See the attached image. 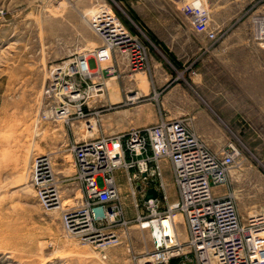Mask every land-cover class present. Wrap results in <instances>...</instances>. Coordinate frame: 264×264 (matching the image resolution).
<instances>
[{
	"label": "rangeland",
	"instance_id": "obj_1",
	"mask_svg": "<svg viewBox=\"0 0 264 264\" xmlns=\"http://www.w3.org/2000/svg\"><path fill=\"white\" fill-rule=\"evenodd\" d=\"M194 1L0 0V264H147L144 261H150L154 252L152 229L147 222H138L121 173L120 198L111 204L117 216L110 223L93 225L112 234V242L99 246L68 228L69 213L92 208L83 194L72 147L165 119L184 120L213 154L220 155L224 145L234 143L239 160L228 182L215 193L232 194L242 220L264 217V95L258 96L257 117L242 116L243 100L250 97L238 86L242 72L235 73L233 86L226 91L229 82L225 77L220 81L218 63L210 62L208 51L176 48L185 40L172 39L174 31L205 34L194 27L188 13ZM202 2L212 25L221 26L220 38L212 46L238 29L255 41L252 18L263 0ZM102 23L131 34L146 47L142 70H134L129 56L118 51L109 59L93 56L103 46L94 25ZM257 45L264 52V46ZM83 56H88L94 74L85 80L67 78L79 85L83 100L48 98L54 71ZM259 71L261 88L264 54ZM109 80H115L114 95L107 87ZM220 96L230 100L221 104L227 113L209 101ZM172 97L182 98L183 105L170 107ZM54 101L68 107L65 122L50 118ZM130 107L146 112L125 120L121 116ZM41 159L52 164L46 176L38 166ZM163 170L170 180V169ZM44 177L60 193V204L45 199ZM168 191L172 202L177 201L172 183Z\"/></svg>",
	"mask_w": 264,
	"mask_h": 264
},
{
	"label": "built area",
	"instance_id": "obj_2",
	"mask_svg": "<svg viewBox=\"0 0 264 264\" xmlns=\"http://www.w3.org/2000/svg\"><path fill=\"white\" fill-rule=\"evenodd\" d=\"M188 13L195 28L203 30L212 43L218 41L220 29L212 25L202 0L194 1ZM252 24L254 39L264 46V0ZM94 28L103 46L93 51V56L104 60L118 51L129 56L134 70H142L148 52L141 42L107 23ZM88 65L83 56L56 69L47 97H65L68 102L83 100L79 85L67 78L79 76L85 80L91 75ZM50 114L52 120L61 121V117L68 118L69 109L54 101ZM72 152L83 194L92 202L91 209H81L86 218L75 220L93 230L94 237L90 236L88 242L99 246L112 242V234L93 225L110 223L117 216L111 204L120 198L116 176L121 173L138 222H147L152 229L154 252L147 264H264V217L253 215L242 220L233 195L215 193L228 182L239 160L240 151L234 143L227 144L220 155L213 154L184 120L165 119L144 129L81 142L72 147ZM164 162L171 165L178 195L175 202L165 182ZM150 190L157 197L146 200ZM176 213L185 220L187 234L183 240L175 224ZM68 217V228L73 231Z\"/></svg>",
	"mask_w": 264,
	"mask_h": 264
},
{
	"label": "crops",
	"instance_id": "obj_3",
	"mask_svg": "<svg viewBox=\"0 0 264 264\" xmlns=\"http://www.w3.org/2000/svg\"><path fill=\"white\" fill-rule=\"evenodd\" d=\"M221 26H219L220 29ZM172 39H181L185 41L177 42L176 48H181L182 50L192 51L199 50L204 52H209L210 62L216 64L218 63V70H220L219 78L220 81L225 77L229 83H225L226 91L228 88L232 87L233 84L230 82L235 81V76H239V72H242L243 76H239V85L243 90L242 94L245 96H250L249 99L244 98L245 106L243 107L242 116L247 118L257 117L256 113L258 112L259 107V95H264V84L260 88V79H259V58L260 54H264L262 50L259 49L257 42L252 38V35L249 32L238 29L232 31L230 34L223 37L217 45L212 46L211 41L208 39L206 34H201L195 30L188 31H174L171 33ZM172 46H175L173 43ZM237 74L235 75V73ZM235 86V85H234ZM134 101V100H133ZM210 102L219 103V109L223 113L222 103L230 102L229 98L223 99L219 98H210ZM184 100L181 98L172 97L170 101V107L179 108L183 105ZM135 107H130L125 109L123 112L122 118L131 119L133 117H140L146 112L144 109L140 108L135 111ZM174 113H178L177 110H172ZM192 113L193 117H196L198 114L195 111H188L189 114ZM179 115V114H176ZM225 116V114L223 115ZM134 121H131L133 124ZM130 123V125H132ZM121 124V122L119 123ZM120 129V128H119ZM227 145V144H226ZM224 145L222 149L226 146ZM221 149V150H222ZM168 167L170 169V180L165 177V182L169 186L171 183L175 187L174 178L172 174L171 165L168 162L163 163V168ZM117 182L120 185V176L117 175ZM177 231L183 236V239L187 234L186 224L184 217L182 215H176L174 217ZM185 224V226H184ZM186 232V233H184Z\"/></svg>",
	"mask_w": 264,
	"mask_h": 264
},
{
	"label": "bare ground",
	"instance_id": "obj_4",
	"mask_svg": "<svg viewBox=\"0 0 264 264\" xmlns=\"http://www.w3.org/2000/svg\"><path fill=\"white\" fill-rule=\"evenodd\" d=\"M85 58H88V56H84ZM89 66V65H88ZM89 68V74H94V73H92L91 71H90V67H88ZM86 71V70H85ZM94 72V71H93ZM95 74H96V72H95ZM115 80H109L108 82H107V87H108V89L111 91V93L114 95L115 93H117V90H116V92H115ZM138 96V95H137ZM99 97V96H98ZM102 97H104V96H102ZM119 98V97H118ZM137 98V97H136ZM120 99V98H119ZM135 99V98H134ZM68 108V107H67ZM72 110V109H71ZM62 118V120L60 121V122H65L66 120H67V117H61ZM96 125V124H95ZM94 125V128H96V126ZM91 132V131H90ZM88 133H89V131H88ZM89 134H91V133H89ZM94 134V133H93ZM92 135V134H91ZM51 163H50V161H49V163H48V160H46V159H41L40 161H39V167H40V169H41V171H42V173H43V175L42 176H46L45 174H47L46 172L49 170V169H51L50 167H51ZM47 178L46 177H44V182H43V184H42V188H43V195L45 196V199L47 200V202L49 203V204H51V205H54V204H60V201H61V196H60V193L58 192V190H55V189H53V187L51 186V184L49 183V182H47V180H46ZM82 211H78V212H73L72 211V213H69L68 214V220H70V223H71V227L73 228V231H75V232H79L80 233V235L84 238H86L85 240L86 241H89L91 238H90V236L91 237H94V232H93V230L91 229V228H89L88 227V225H83V226H81L80 224L81 223H78V222H76L75 220H78V219H80L81 218V216H82V220H84L85 218H86V214H82ZM262 215V214H261ZM87 221H84V223H86ZM79 236V235H78ZM184 239H186V237L184 238ZM144 262H149V261H144Z\"/></svg>",
	"mask_w": 264,
	"mask_h": 264
},
{
	"label": "water",
	"instance_id": "obj_5",
	"mask_svg": "<svg viewBox=\"0 0 264 264\" xmlns=\"http://www.w3.org/2000/svg\"><path fill=\"white\" fill-rule=\"evenodd\" d=\"M156 198L157 197V193L154 190H150L148 193V196L146 198V200H148L149 198Z\"/></svg>",
	"mask_w": 264,
	"mask_h": 264
}]
</instances>
